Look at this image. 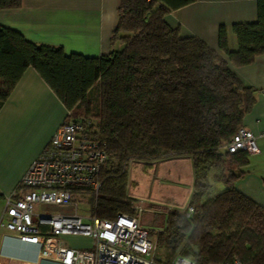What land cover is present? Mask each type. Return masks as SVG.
I'll use <instances>...</instances> for the list:
<instances>
[{"label":"trees","instance_id":"1","mask_svg":"<svg viewBox=\"0 0 264 264\" xmlns=\"http://www.w3.org/2000/svg\"><path fill=\"white\" fill-rule=\"evenodd\" d=\"M194 1L122 0L111 45L123 46L102 56L66 53L0 27V108L33 67L72 118L90 123L109 157L99 190L75 191L90 193L91 214L98 217L137 215L136 198L128 190L131 164L190 158L192 214L187 216L188 208L165 209L162 229L151 235L197 264L234 258L264 264V206L235 187L250 154L227 148L255 104L256 90L201 39L182 36L167 23V14ZM21 4L0 0V9ZM232 30L238 48H230L228 30L221 26L220 49L236 67L252 64L264 54V0H258L257 21L235 23ZM216 182L224 188L212 194Z\"/></svg>","mask_w":264,"mask_h":264},{"label":"crops","instance_id":"2","mask_svg":"<svg viewBox=\"0 0 264 264\" xmlns=\"http://www.w3.org/2000/svg\"><path fill=\"white\" fill-rule=\"evenodd\" d=\"M121 1L22 0L19 8L0 9V27L16 29L38 44L61 46L66 53L102 56L118 48V44L111 45V36L116 28ZM165 19L171 27L178 28L182 36L201 39L228 61L245 85L256 90V102L246 114L243 126L257 136L260 153L251 156L244 168L246 174L236 181L235 187L264 206V54L252 64L236 67L219 46V29L225 26L230 48H238L232 26L258 20V0H196L170 12ZM66 114L67 108L36 69L27 68L0 108V195L3 196L0 217L6 199L23 193V175L65 120ZM175 162L176 159H172L149 164L152 172L147 175L151 176L140 177L139 181L144 183L140 190L146 188L156 200L163 198V186L171 184L175 187V182L167 178L170 170L167 164ZM258 164H262L261 175L254 172ZM193 184L194 168L191 187ZM191 187H188L191 192L188 202L193 193ZM64 240L72 248L92 247L91 240L86 237L67 236ZM36 254L33 245L23 244L12 236L0 238V264H21L19 259L34 260ZM40 264L63 263L43 260Z\"/></svg>","mask_w":264,"mask_h":264},{"label":"built area","instance_id":"3","mask_svg":"<svg viewBox=\"0 0 264 264\" xmlns=\"http://www.w3.org/2000/svg\"><path fill=\"white\" fill-rule=\"evenodd\" d=\"M227 148L230 152L260 153L257 136L244 126L237 130ZM108 157L106 143L94 136L90 123L84 118H72L67 111L65 120L23 175V193L6 199L0 217V238L12 236L36 247V258L19 259L21 264H40L43 260L63 264H165L154 257L157 244L151 230L158 229H148L137 216L120 214L103 218L79 213L80 200L75 189L83 187L97 192L101 186V169ZM40 204L71 211L38 210ZM173 208L169 202L167 209ZM192 212L193 207H188L187 216ZM67 236L86 237L92 247H69L64 240ZM171 264L197 263L178 254ZM212 264L242 262L234 258Z\"/></svg>","mask_w":264,"mask_h":264},{"label":"rangeland","instance_id":"4","mask_svg":"<svg viewBox=\"0 0 264 264\" xmlns=\"http://www.w3.org/2000/svg\"><path fill=\"white\" fill-rule=\"evenodd\" d=\"M123 45L121 43H118V48H121ZM92 97L96 101L95 98H97V91L94 89L91 93ZM92 122H96V119L94 118ZM251 156H249V160H251ZM166 158V157H165ZM176 159L175 164H167L170 165V170L167 172V178L171 182H175V187L173 185L163 186L162 191L164 193L163 198H159L156 200L155 196L151 194V192L145 188L142 191L140 190V186H144V183H141L139 181L140 177L144 176H151L147 175L148 172H152L151 166L149 164H138L134 163L131 164L128 168V190L129 195L136 198L135 201V207L139 208V211L137 212V217L139 219L140 224H143L148 229H162L161 225L165 218V215L163 214V211L167 209L169 202L174 207H177L181 210H185L188 208V199L190 189L188 187L192 186L193 183V164L192 160H190L187 157L182 158H174ZM172 160V159H168ZM164 160V161H168ZM163 161V162H164ZM170 163V162H169ZM263 164V163H262ZM262 164H258L255 169V173L261 175L262 174ZM167 165L165 167H167ZM212 190L211 193L220 192L219 190H222L224 188V185L222 183H212ZM169 187V188H168ZM193 187H191L192 190ZM222 188V189H221ZM189 191V193H188ZM77 198L80 200L79 203V213L87 216L91 214V203H90V193L88 191H79L76 194ZM169 199V200H167ZM179 203V205L175 204ZM38 210L43 211H52L54 213L57 212H66L69 213L71 211L70 208H64L57 205H47V204H40L37 206ZM161 231V230H160ZM157 233V232H155ZM153 238L155 241L157 240V237L155 234H153ZM156 250L154 253V257L156 260L165 263V264H171V261L173 258L178 255L179 253L177 251H174L171 247L167 246L166 244H158L156 241Z\"/></svg>","mask_w":264,"mask_h":264}]
</instances>
